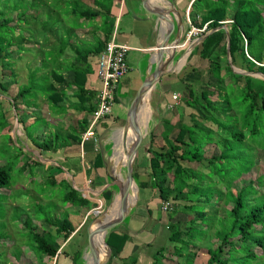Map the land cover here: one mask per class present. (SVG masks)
Instances as JSON below:
<instances>
[{
    "label": "trees",
    "instance_id": "trees-1",
    "mask_svg": "<svg viewBox=\"0 0 264 264\" xmlns=\"http://www.w3.org/2000/svg\"><path fill=\"white\" fill-rule=\"evenodd\" d=\"M39 1L41 2L39 4L37 1H33V4L28 2L23 6L22 4H13L7 7V11L0 6V93L10 96L13 104L17 107H21V104L30 107L32 102L35 104L33 107H36L37 103L31 101V97L36 100L37 96L41 95L50 107L53 106L52 110L57 115L67 112L70 106H65L64 102L67 100L70 103L69 99L72 96L78 102L76 112L81 115L77 127L74 128V131L79 130V133H69L64 140L77 142L78 137L87 128L89 115L97 105V92L86 87L88 73L92 71V62L89 61V57L100 54L111 37L113 24L110 22V5L112 0H92L93 6L82 4L80 0ZM68 3L71 6H68ZM63 5H67V10L63 9ZM41 6L45 9L43 10L44 19H40L41 14H31L33 10H37ZM46 11L49 16H45ZM67 16H73L79 26L65 25L69 24ZM28 17H32L38 26H29ZM97 17L101 18V22L96 21ZM189 18L191 24L196 27L202 28L206 25L204 32L214 29L191 53V55L193 53L199 55V61H202L201 66L204 68L191 67L192 71L200 72L194 78L193 75L189 80H185L184 88L181 91L182 101L194 110L190 113L191 124L179 123L175 136L171 140L168 139L170 130H164L162 135L166 140L167 147L152 146L151 144L148 146L147 151L150 153L149 180L138 183V187L157 189L161 199L160 209L162 203H169L165 212H168L170 219L166 225L167 239L173 243V248L169 252V254L171 253L170 257L183 259V264H194L198 253L201 251L203 253L205 250L204 264H233L234 261L243 263L245 260H249L250 256H254L253 252H246L247 247L243 244L244 241H250L256 245L255 250L259 254L264 253V245L261 242L263 237L259 238L260 236L255 235L254 230L251 231L258 225L257 230H264V227L260 226L264 223V202H261L260 205L256 201L251 204L244 202L246 193L248 194L247 198L251 197L249 190L252 189V184L256 179H260L259 182L264 188V171L254 174V179L251 177L248 183H243L241 186L238 178L240 172L236 174V171H233L234 173L231 171V180L227 182L226 186L217 185L214 188L207 179H209L208 174L216 176L222 169L230 171L237 167L243 171V175H246V172L251 169L253 164H246L243 160L246 150L242 146L234 144L236 142H245L247 145L245 148L252 152L251 157L256 161V165L260 160L261 151H264V78L232 71L226 56V31L223 28H215L229 20L230 22H227L226 25L230 35L229 49L232 64L242 70L264 74V0H193L190 5ZM18 19H21V23H26L22 24L21 28L18 27V24H21L18 23ZM49 20L51 24H49ZM80 20L84 23L82 24ZM89 21L92 22L91 25H88ZM48 24L50 28L68 27L69 30L58 32V35L55 36L58 40L52 37L48 41L45 29ZM85 25L94 28L92 35L96 30H101L102 37L93 36L91 41H83L82 44L72 39L74 31ZM17 28L22 31L16 33ZM24 30L29 34L35 33L34 39L40 46L38 49L41 52V62L32 67V70L30 68L28 81L25 84H20L16 93L11 94L9 85L15 77L12 66L14 59H19L18 55L12 57V53L14 49L17 54L31 50L24 46L23 41H26L29 36V34L25 36ZM42 31L45 32V41L39 40V34ZM45 42H47L46 45ZM255 42H258L259 46ZM66 49L69 50V54L64 57ZM7 78L10 80L6 81ZM235 89L238 91V95L234 94ZM231 96L233 97L230 98ZM3 112L10 114L11 110ZM0 121V126L7 127L9 132V126H7L9 122L6 120L2 122L4 121L2 118ZM18 122L21 123L31 144L42 152L56 151L58 148L66 146L62 144V141H59L58 133L54 136L51 134L52 138L48 137L42 140L40 138H44L48 133L36 129L33 134L26 131L23 121L19 117ZM151 135L150 139L154 137L153 132ZM259 135L262 143L258 145L255 139ZM211 143L219 148V153L207 157L204 155V146ZM18 148L23 153L20 144ZM9 159L0 164V189H8L13 183L12 170L16 162H21L20 153L9 157ZM231 159L232 161H230ZM28 160L35 162L32 158ZM28 160L24 163L21 162L18 168L20 174L29 164ZM185 161L199 163L208 170L184 165ZM219 162L220 165L224 163L222 168L217 165ZM50 167L44 166L43 168L47 170ZM135 168L136 166L133 169V176L137 182L139 172ZM167 175L171 177L167 178ZM45 180L51 185L60 183L65 187L66 191L61 196V201L66 204L65 206L69 204L79 207L90 203L81 193L71 188L62 177L56 176L48 180L45 176L44 183H46ZM216 183L224 184L218 180ZM252 190H255L254 187ZM218 191L224 192V198L219 196L213 202ZM8 195L10 194L0 192V205L3 203L4 196ZM261 195L264 197V192ZM11 197L9 196L8 199ZM253 199L251 197V200ZM210 203L212 204L211 210H213L211 215L215 218L218 217L217 210L223 209L219 224L215 226L214 233L198 235V232L206 228L209 230L214 226H206L204 220L205 217L208 218L209 211L206 208L211 207ZM219 204L222 205L219 207ZM33 207L34 218L39 221V225L43 227L44 221L54 230V233L46 236L39 232L37 224L33 223L32 217L27 213L23 225L26 229L24 234L29 251L36 257H41L40 260L43 257L51 260L56 257L54 264H66L60 256H70L71 264H86L82 248L74 250L72 255L61 249L62 243L69 242L81 227L75 231L76 224L71 221L67 213H64L65 215L63 214L62 217L54 215L51 220V216H48V212L43 211L41 204L35 203ZM178 213H187L189 218L186 221H172L171 219ZM126 222L127 218L123 223ZM225 222L230 224L227 232L221 229ZM4 227L5 221H2L0 223V242L8 238ZM116 227L109 230L106 235L105 240L111 249L110 259L106 264L112 263L113 258L120 257L129 238L126 232L119 231ZM86 228L83 242L86 241ZM77 235L83 234L80 231ZM58 237H61V242L57 240ZM206 240L209 243H205ZM166 249V246L156 249L151 264H163L162 251ZM15 250L17 257L21 255L19 249ZM128 257L121 258L122 260L128 258L122 264L136 263L135 255Z\"/></svg>",
    "mask_w": 264,
    "mask_h": 264
},
{
    "label": "rangeland",
    "instance_id": "rangeland-1",
    "mask_svg": "<svg viewBox=\"0 0 264 264\" xmlns=\"http://www.w3.org/2000/svg\"><path fill=\"white\" fill-rule=\"evenodd\" d=\"M33 1H37V4L41 3L39 0H8V1L1 0L0 6H1V8H4L7 11V7L11 6L13 4H17V5L22 4V6H23V5H26L28 2H31L33 4ZM111 5H112V3H111ZM111 5H110V7H111ZM36 8H37V6H36ZM63 9L67 10V6L66 5L63 6ZM43 10H45V9L41 6L39 9L33 10L31 14H33V15L41 14V16H39L40 19H44V15H43L44 11ZM13 14H15V13H13ZM45 16H49L47 11L45 13ZM19 18H21V17H19ZM67 18L69 19V24H65V25L70 26V27L71 26L72 27L79 26V24L77 23V21L75 20V18L73 16H67ZM28 19L30 20L29 26H31V27H37L38 26L37 23L32 19V17H28ZM18 21H19L18 23L22 22L21 19H18ZM80 21H82V20H80ZM225 22H230V21L226 20ZM81 23L83 24L84 21H82ZM22 24L25 25L26 23L18 24V27L20 26L19 28H21ZM49 24H51L50 20H49ZM49 24L45 27V29L47 31L48 41L52 37L55 38L56 40H58V38L55 37L58 35V32L69 30L68 27H64V28L52 27V28H50ZM91 24H92V22L89 21L88 25H91ZM185 24H186L185 29H187L189 24H188L186 17H185ZM40 27H43V26H40ZM21 31L22 30H20L18 28L16 29V33L21 32ZM23 32H24L25 36H28V34H29L28 31L24 30ZM87 32H88V29H85V28L77 29L72 34V39H75L76 42H78L79 44H82L83 41H91L92 40L91 38H93L94 35L87 33ZM14 33H15V31H14ZM44 33L45 32L42 31L39 34V40L45 41ZM34 37H35V33L29 34L28 39L26 41H23V43L25 44L24 45L25 47L31 48L30 51H22L20 54H17V51L14 49V51L12 53V57L18 55L19 59H14L13 66H12L13 71L15 72V77H14L15 80L13 79V81H10L9 91L11 92V94L16 93L17 88L21 86L20 84H25L28 81L30 68L32 70V67L39 65L41 62V52L38 49L40 46H39V43L35 41ZM29 39H32V40L28 41ZM255 43L257 46H259L258 42H255ZM46 44H47V42H45V45ZM187 46H188V44H186L184 47L178 48L175 52V55L180 54L179 55V57H180L181 54L183 53V56H184L185 53L183 51L185 50V48ZM11 48H14V47H11ZM53 48L57 49L58 47H53ZM68 54H69V50L66 49L64 52V57H66ZM131 54H132V52H131ZM94 58H96V56ZM128 59H130V58H128ZM90 61L94 62L95 59L93 60L91 58ZM144 64H145L144 57L139 55L138 60H137V65L139 66V68L140 67L143 68ZM176 64H178V63H176ZM176 64H174V67H173L174 70L177 66ZM199 66H201V65H199ZM132 68H133V66H132ZM94 70H95V68H94ZM134 71L133 72L129 71L126 74V76H127L126 82L128 81V79H133L135 77L136 72H134ZM91 72H93V66H92ZM174 72H173V74H174ZM91 74H93V73H91ZM250 75L262 78L261 76L255 75V74H250ZM165 78L168 79L169 75H167V77H165ZM8 80H10V78L6 79V81H8ZM120 83H121V85H124L123 80ZM169 84L170 83H168V85ZM234 94L238 95V91L236 89L234 90ZM119 95H120L119 99L114 102L112 113H111L117 119V124H120L122 121L125 120L124 117L126 114V106L121 104V100L125 99L126 95L123 94V92H120ZM232 97L233 96H231L230 98H232ZM34 99L35 98L31 97V101H35L37 103L36 107H33V105H35L34 102L30 103V105H32L30 107H25L24 105L22 106V104H21V107H17L15 104H13V100L10 98V96L6 95L5 93H0V120L2 118V120H4L2 122H5V120L9 122L7 125V126H9V132L7 131V127L5 128V126L4 127L0 126V164L4 163L6 160H8L9 157H11V156L13 157L15 154H19V153H20V161L22 163L27 162V160L30 158L35 160L34 163L31 162L30 160H28L29 164H27L25 170L21 174L18 172V168L21 165V162H19V163L16 162V165H15L14 169L12 170V176H13V183L14 184L12 183L13 185L11 184L8 187V189H5V188L0 189L1 193L10 194L8 196H4L3 203L0 205V223H2V221L3 222L5 221L4 231L8 235V238H5V239H3L2 242H0V264H54L55 263V259L51 260V259H47L46 257H43L42 260H40L41 257L38 258L29 251V246L27 244L26 236L24 234L26 232V229L24 228V225H23V220H24L27 213H29L30 216L32 217L33 223L37 224V229L39 230V232H41L42 234H44L46 236H49L50 234L54 233V230L51 229L44 221L42 223V225H43V227H42L39 225L40 224L39 221H37L34 218L35 215H34L33 205L35 203H39L42 205L43 211L48 212V216H51V220L53 219L54 215L62 217V215L64 213L65 214L67 213L68 216L70 217V219L74 223L75 222L77 223L76 226L79 225L78 227H81L79 232L81 231V233L83 235H81V236L77 235L79 233L78 232L75 235L76 237L73 236L69 242L65 241L62 243L61 249L65 250L70 255H72L74 250L82 248L83 255L85 256L84 249L86 247L87 235H86V241H84V242H83V237H85L86 226L90 223L91 220H94V222L90 223L91 225L99 223L105 217H107V215L109 213L110 205L109 206L105 205V204H103V202L99 203L98 200H95V201L93 200V203H89L88 205H85V206H79L78 207V206H71L69 204H68V206H65L66 204H63L61 201L62 193L66 191L65 187L62 186V184H60V183H57L55 185H51L46 180H45L46 183H44V177L45 176H46V178H48V180H50L52 177H56L55 173L63 172V169L61 166L57 167V166L51 165V163L55 162L53 154L56 153L57 150L56 151H45V152L43 151L42 152L37 147L33 146L31 144V142L27 139L21 123L18 122V117L23 121V125L25 126L26 131H30L31 133L34 134V131L36 129H38V131H44L45 133H48V135L45 134L44 138L43 137L40 138L42 140L46 139L48 137L52 138V135L54 136L56 133H58L59 141H62V144L67 145V144L71 143L70 140L65 141L67 138V134L68 133L74 134L75 131H74V128H72V127L68 128L66 125L68 123L72 124L73 122H75L76 119H78L77 115H79V114H78V112H76V107H77L78 102L76 101L75 98L70 96V99H69L70 100V105H69L70 108L69 109H72L73 111L70 110V111H72L71 114L65 113L64 115H59L58 116L59 118H58V117H56L57 114L54 112V110H52L53 106L50 107L48 105L46 99L43 96L38 95L36 100H34ZM126 100H127V98H126ZM68 102L69 101L65 100L64 103H68ZM4 110H11V112H10V114L8 112H6L4 114V112H3ZM166 110H167L166 111L167 113L170 112L168 110V108ZM190 110H193V109L190 107V109H186V112L185 111L183 112V118H185L187 122H189V120H190L189 119ZM187 111H189V112H187ZM67 113H68V110H67ZM175 114H177V112L173 113L172 115H175ZM83 115H85V113H83ZM150 118H152L151 114H150L148 120H151ZM152 120H153V118H152ZM123 124H124V122H123ZM162 125H164L166 127L168 125V123H163ZM140 127H141V130L143 133V139H142L141 144L139 146L137 156H136V161L134 163V166H136L137 172H139V173L144 171V169H142V167L144 166L142 163L145 164V161H146V164H147L148 158L150 156L147 153V148H146L148 146V143H149V138H150L149 134L153 132V135L155 136L161 130V129L156 128V127L150 128L148 123L146 125L142 123L140 125ZM117 129H118V127L116 126L115 131L113 132L114 135H115V132ZM111 133H112V131H111ZM114 138L115 137L113 136V139ZM255 142H257L258 145L260 143H262L260 140V135L255 139ZM57 143H59V142H57ZM111 143L113 145L114 141L111 140ZM19 144L23 148L22 149L23 153L18 148ZM234 144H236L237 146H242L246 150L243 160L246 162V164L252 163L253 165H252L251 169L248 172H246V175H243V171L237 167L234 170L231 169L230 171H228L227 169H222L219 172V174H217L216 176L214 174L213 175L208 174V177L210 180L207 178L206 179L212 184L211 186H213L214 188H216L215 186H217V185L220 187L226 186L227 182H230V180H231L230 175L232 174L233 171H236L237 172L236 174H238L240 172V176L238 177L240 179V186L243 183H248L249 179L251 177H253L252 179H254V176H255L254 174H259L260 172L264 171V151H261V155L259 157L260 160L257 162V165H256V161H254L251 157L252 152L245 148V146H247L245 144V142H236ZM156 145H158V144H156ZM113 150H115V145L113 146ZM217 153H219V148H217L213 143L206 144L204 146V155L205 156L210 157L211 155L217 154ZM114 155L115 154L113 153L112 158L114 157ZM112 158H110V162H111V165H112L111 167H112L114 173H116L118 175V172H119L123 176L124 175V167L121 165L119 167L120 169L118 171V169H116L114 167V164L112 162ZM41 160L46 162L48 165H51V167L47 170L45 168H43L44 164L42 163ZM230 161H232V159ZM223 162L226 163L225 160H223ZM205 163L206 162L204 161V165H205ZM224 163L220 165V162H219V163H217V165H219L222 168ZM183 164L195 166L199 169L208 170V168H205L203 165H201L199 163H195V162L189 163V162L185 161V162H183ZM44 170H46V171L44 172ZM50 174L53 176L51 177ZM63 174H64V172H63ZM117 175L115 176L116 178H117ZM243 176H244V178H243ZM170 177L171 176L167 175V178H170ZM263 178H264V176H263ZM62 179L66 180L65 176H63ZM56 180H58V178H56ZM216 180H218L220 182H224V184L223 183L217 184ZM259 181H260V179H256L252 184V189L254 187L255 190H252V189L249 190L251 192V197H253L254 199L251 200V197L247 198L248 194L246 193L244 195V202H248L251 204V203L256 201L257 203H259L258 205H260L261 202H264V197L261 195L262 192H264V188L261 186V183ZM213 182H214V184H213ZM204 186H208V185H204ZM142 190L143 189H140L138 187V181H137L136 182V188H135V199L133 201V206H135V205L138 206V209L140 211H142V209H141L142 207L140 206V202H141V200H143V196L145 193V192H142ZM246 190L248 191V189H246ZM221 192L222 191L216 192V195L214 196V198L212 200L213 202H215L217 200V198H219V196L221 198H224V192L223 193H221ZM252 192H254V193H252ZM9 196H12V197L8 199ZM146 198L147 199L153 198L152 199L153 202H156V200H157V203L159 204V206L161 204V199L159 198L158 192H156V191H153L152 194L150 196H146ZM221 203L223 204L222 200H221ZM222 204H219V207ZM209 205L211 207L206 208V210L209 211V213H208L209 215H207L209 219L207 217L204 218L205 225L208 227H211L212 225H214V226L209 228V230L206 228L203 231L198 232L197 233L198 235H205V234L214 233L216 231L215 226L217 224H219V218L221 216L220 214H222L223 209L220 208L217 210L218 217L215 218V217H213V215H211L212 211H213V210H211L212 204L210 203ZM92 209L98 210V213H96V214L92 213V212L90 213V210H92ZM159 210L161 212H164L163 215L165 216V218L169 219L168 218V212H165L163 209H160V208H159ZM88 212H89V214H87ZM41 214H43V213H41ZM13 217H17V218H13ZM127 217L128 216H126L125 218H127ZM187 218H189V215L187 213H178L177 215H174V217L171 220L173 221V220L185 219V221H186ZM209 220H213V221L210 222ZM123 221H125V219ZM84 222H85V224H84ZM229 225L230 224L228 222H225L221 226V229L227 232V229H229ZM258 226H256L255 228L253 227V229H251V231L254 230L256 232L255 235L260 236L259 238L263 237L261 242L264 245V230L263 231L257 230ZM260 226L264 227V223H263V225H260ZM202 228H204V226H202ZM57 240L60 242L62 241L61 237H58ZM205 243H209V241L206 240ZM169 244H171V243H169ZM169 244L167 245V247H170ZM243 244L247 247L246 252L247 253L253 252L254 256H250L249 260H245L243 263H239L237 261H234L233 264H264V253L259 254L258 251L255 250L256 245L252 244L250 241H244ZM16 248L19 249L20 253H21V255H18V257H17V251L15 250ZM147 248H149V250H151L152 255H154L155 251H157L155 248H153L150 245H148ZM198 255H200V253H198ZM203 255L206 256L205 250H204ZM60 257H61V260L62 259L65 260L66 264H71L70 258H69L70 256H68V257L60 256ZM86 259H89V258L86 257ZM100 259L101 260L106 259V255H103L102 257H100ZM109 259H108V261H109ZM127 259H124V260L114 259L112 261V263H110V264H119L120 261L122 264Z\"/></svg>",
    "mask_w": 264,
    "mask_h": 264
},
{
    "label": "crops",
    "instance_id": "crops-1",
    "mask_svg": "<svg viewBox=\"0 0 264 264\" xmlns=\"http://www.w3.org/2000/svg\"><path fill=\"white\" fill-rule=\"evenodd\" d=\"M66 1L68 2L69 0ZM192 1L193 0H150L149 7L151 9H171L175 17L179 16L184 24V29L182 32V40H184L187 31V29H185V17L189 15L190 5ZM80 2L82 4L93 6L92 0H80ZM69 5L70 4L68 3V6ZM174 8L176 9V11ZM96 21L98 23L101 22V18L97 17ZM110 22L113 24V31L110 39L114 38L115 42L125 44L127 46H130L131 48L127 51L126 54V59L129 66L126 74L129 71L133 72L135 70L134 72H136L135 77L133 79H128L127 82V76L125 74L120 80V82L123 80L124 85H121V83L119 82L117 89V96L115 101L119 99L120 92H123V94H125L126 96L125 99L121 100V104L126 106L127 111V106L136 89L141 84L145 76L148 75L154 68L155 64H153L152 62L153 53L162 41V34L165 28L164 24H158L155 16L143 9L141 0H112V5L110 7ZM83 28L88 29L87 33L90 34H92L94 30L93 27L88 25H85ZM174 34L175 33L173 32L171 38L174 37ZM94 36L102 37L101 30H96ZM191 41L192 40H189L188 43L190 44ZM198 45L193 46L190 49L189 53L186 52V54H188L186 55L185 59V55L183 56V53L180 57V54L174 55L173 60L168 65L169 72L164 73L156 81L154 86L151 88L149 95L147 96L148 107L145 109L144 113L141 112L142 115H140L139 117V125H141L142 123L146 125L148 123L150 128L156 127L161 129L160 132L157 133V135H155L152 139L149 138L151 133L149 134L148 146L151 144L152 146L160 145L164 148L167 147L166 140L162 135L164 130H170L168 139L171 140L175 136L179 123L184 122L186 124H191V120L187 122L186 119L183 118V112H186V109H190V107L185 105V103L182 101L181 91L184 88L185 80H189L193 75L194 78L200 72L198 70L192 71L190 68H204L203 66H199L202 65V61H199V55L196 53H193L191 55L194 48ZM139 55L144 57L145 64L143 68H139V66L137 65ZM95 56L97 55H90L89 61L91 60V58L94 60ZM91 64L93 66V72L91 73H93L94 75L88 73L86 87L98 92L100 88V80L98 79L94 70L95 61ZM174 64L177 65L175 70L173 68ZM172 71H175L174 74ZM167 75H169L168 79L165 78L167 77ZM168 83H170L171 85H168ZM173 93L178 94L177 99L172 98ZM64 105L68 106L70 105V103H64ZM69 108L68 113L65 112L66 114H71V112L73 111ZM167 108L170 111L168 113L166 112ZM176 112L177 114L172 115ZM191 112H194V110H190V113ZM78 114V119H76L75 122H73L72 124L68 123L66 125L68 128L77 127L78 120H80L81 118L80 113ZM150 114L153 120L152 118H150L151 120H148ZM58 116L59 115H56V117ZM141 116H143V118L140 120ZM123 122L124 121L120 123L121 125L117 124V119L115 118V116H113L112 114L108 115L107 117L100 120V122L97 124L93 137H90L87 140H83L82 132V134L78 137L77 142L70 140L71 143L58 148L56 153L53 154L55 162L51 163V165L53 166H61L64 172V174L63 172L55 173V176H65V179L68 182L69 186L81 193L83 197H86L90 201V203H93V200H98V202H103V204L105 205H110L109 208H112L113 210L111 216H114V214L118 210L117 186L115 183L118 181V178L120 179V173L118 172V175L114 173L111 167L112 165L110 162V158H112L114 153L115 155L112 160L120 161V165H122V162H125L127 157L128 151L126 149L128 148V146L131 147L134 140L131 136L127 141V138L125 136L126 131L124 132L122 128ZM163 123H168V125L165 127L164 125H162ZM116 126L118 127V129L116 130L114 135L113 132L115 131ZM75 133H79V130L75 131ZM113 136L115 137V140L113 139ZM111 140L114 141L113 145L111 143ZM114 145L115 150H113ZM148 146L146 148H148ZM147 153L150 155L148 151ZM42 163L45 167L51 166L44 161H42ZM142 164L144 165L142 167L144 171L140 172L138 175L137 181L139 184L141 182L149 180V158L147 164L145 161L146 165L144 163ZM119 167L120 166L116 165L115 168L119 171ZM116 175L117 178L115 177ZM133 188L136 187L133 186ZM140 189H143L142 192H145V197L143 196V200H141L140 202L142 211L138 209V206H133L130 213L128 214L129 217H127V222H122L117 225L116 228L119 231L126 232L129 238L122 249L120 257L113 258V260H119L121 258L135 255L137 258L135 264H151L154 255H152L151 250L147 248V246L150 245L155 249L166 246L167 249L162 251L164 257L162 259L163 264H183V259H174L173 257H170L171 253L169 254V252H171V249L173 248V243L167 239L166 232V225L169 223L170 219L168 220L167 218H165V216L163 215L164 212H161L159 210L160 206L157 203V200L156 202H153V198H146V196H150L153 191L158 192L157 189H152L150 187H144ZM182 221H185V219H183ZM75 224L77 223L75 222ZM78 226H76L75 231L79 228ZM91 228L95 232L94 224L91 226ZM95 241L96 239L94 240V243ZM168 244L170 245V247H167ZM203 254L204 252L202 253L201 251L200 255H198L194 259V264H204L206 256H204ZM87 260L88 259H86V261ZM119 264H121V261L119 262Z\"/></svg>",
    "mask_w": 264,
    "mask_h": 264
},
{
    "label": "water",
    "instance_id": "water-1",
    "mask_svg": "<svg viewBox=\"0 0 264 264\" xmlns=\"http://www.w3.org/2000/svg\"><path fill=\"white\" fill-rule=\"evenodd\" d=\"M141 5L144 10H146L147 12L151 13L153 16L156 17L158 24L160 23L164 24L165 29L162 34V41L160 42V44L157 46V48L153 53L152 62L153 64H155L154 68L150 71L148 75L145 76L141 84L136 89L134 95L132 96L127 106L124 124L122 125L123 131H125L127 128L131 130L134 140H133V144L128 150L126 160L122 165L124 167V175L122 176L120 174L119 175L120 179L118 178V181L115 183L117 186L118 210L114 214V216H111V218L105 217L102 221L96 224L98 226L100 225L99 231L103 234L102 235L103 243L107 249V253H105L106 259L101 260L100 255L99 254L96 255L94 240L96 239L97 232H94V230H92L91 228L92 225L90 223L94 222V220H91L86 228L87 241H86V247L84 249L85 256L83 255L84 258L86 257L89 258L90 260L89 264L107 263L111 254V249L105 240L107 232L112 228L116 227L117 225H119L120 223H122L125 217L128 216L131 209L133 208V201L135 199V188H133V186L136 187V181L133 176V169H134V163L136 161L137 152L141 144V141L143 139V133L139 125V112L143 104L144 96L147 97L150 93L151 88L156 83V81L164 73L169 72L168 65L173 60L176 50L178 48L184 47V45L186 44V43L182 44L184 43V41H182V32L184 29V24L182 22V19L179 16L175 17L171 9H164V10L160 8L151 9L149 7L150 0H141ZM219 28H223L226 31V40H227L226 56L232 71L241 74H249V75L255 74L264 78V74L261 72L242 70L232 64L230 49H229L230 35H229L228 26L225 23H223V25L215 29H219ZM212 31H214V29L207 30L199 37L192 40L183 52L185 54L186 52L189 53L190 49L193 46L200 44L204 40V38H206V36L210 34ZM173 32L175 34L174 37L171 38ZM91 212L96 214L98 213V210L92 209L90 210V213ZM87 214H89V212ZM54 259H56V257H54Z\"/></svg>",
    "mask_w": 264,
    "mask_h": 264
},
{
    "label": "built area",
    "instance_id": "built-area-1",
    "mask_svg": "<svg viewBox=\"0 0 264 264\" xmlns=\"http://www.w3.org/2000/svg\"><path fill=\"white\" fill-rule=\"evenodd\" d=\"M186 19L189 25L185 34L186 37L183 40L184 43L182 44L188 43L192 38V40L196 39L206 28V25L202 28L192 25L188 16ZM130 49V46L117 43L114 41V38H111L107 41L104 50L96 56L95 71L100 80V88L97 92L96 108L89 115L87 128L83 132V140L93 137L100 120L112 113L119 82L128 71L129 66L126 54ZM172 98L177 99L178 94L173 93ZM168 205V202L162 203L161 209L165 211Z\"/></svg>",
    "mask_w": 264,
    "mask_h": 264
},
{
    "label": "bare ground",
    "instance_id": "bare-ground-1",
    "mask_svg": "<svg viewBox=\"0 0 264 264\" xmlns=\"http://www.w3.org/2000/svg\"><path fill=\"white\" fill-rule=\"evenodd\" d=\"M186 55L187 54H185V56H184V59H185V57H186ZM184 59H183V61H184ZM146 99V100H145ZM145 100V101H144ZM144 104H142V106H141V109H140V112H139V117H140V115H142V113L141 112H143L144 113V111H145V109L148 107V104H147V97L146 96H144ZM141 113V114H140ZM143 118V116H141V118L140 119H142ZM126 138H127V141H128V139H129V137H133V134H132V132H131V130H129V128H127L126 130ZM124 131V132H125ZM133 144V143H132ZM130 149V146H128V148L126 149L127 151ZM112 162L114 163V165H115V167H116V165L117 166H121L120 164H121V162L120 161H113L112 160ZM120 162V163H119ZM123 163L124 162H122V165H123ZM113 212V210H112V208H109V213H108V215H107V217L109 218V217H111V213ZM106 217V218H107ZM94 227H95V232H97L96 234H97V236H96V241H95V243H94V246H95V249H96V255H100V257H102L103 255H105V253L107 252V249H106V246L104 245V243H103V234L99 231L100 230V225L98 226V225H96V224H94ZM90 263V260L88 259V261H87V264H89Z\"/></svg>",
    "mask_w": 264,
    "mask_h": 264
},
{
    "label": "clouds",
    "instance_id": "clouds-1",
    "mask_svg": "<svg viewBox=\"0 0 264 264\" xmlns=\"http://www.w3.org/2000/svg\"><path fill=\"white\" fill-rule=\"evenodd\" d=\"M186 17H187V16H186ZM188 17H189V15H188ZM224 23L226 24L227 22L224 21ZM205 32H206V31H205ZM203 33H204V32H203ZM203 33H202V34H203ZM182 41H183V40H182ZM186 44L189 45V43H186ZM186 44H185V45H186ZM185 45H184V46H185ZM106 117H107V116H106Z\"/></svg>",
    "mask_w": 264,
    "mask_h": 264
}]
</instances>
